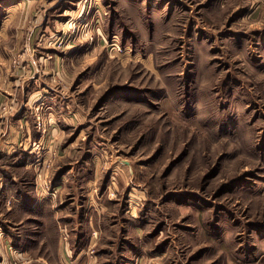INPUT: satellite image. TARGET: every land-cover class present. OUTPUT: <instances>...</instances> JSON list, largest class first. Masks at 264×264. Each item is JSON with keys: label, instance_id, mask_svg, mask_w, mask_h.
I'll list each match as a JSON object with an SVG mask.
<instances>
[{"label": "rangeland", "instance_id": "374dc122", "mask_svg": "<svg viewBox=\"0 0 264 264\" xmlns=\"http://www.w3.org/2000/svg\"><path fill=\"white\" fill-rule=\"evenodd\" d=\"M0 68L9 170L72 203L38 234L0 173V264H264V0H0Z\"/></svg>", "mask_w": 264, "mask_h": 264}, {"label": "crops", "instance_id": "0c3cea01", "mask_svg": "<svg viewBox=\"0 0 264 264\" xmlns=\"http://www.w3.org/2000/svg\"><path fill=\"white\" fill-rule=\"evenodd\" d=\"M31 41V39H29V42ZM36 59V58H35ZM33 62H36V60ZM0 71H1V76L6 77L8 78V74L5 75V71L6 73L9 72L8 69H4V68H0ZM37 73V78H26L24 80V82L28 83V81H30L31 79H34L35 81L34 82H40L42 83L43 80H42V77L43 75H41L39 73V71H36ZM37 84V83H35ZM42 85L46 86L45 84L42 83ZM7 86V88H12L13 90L15 89V86L13 84H10V82L7 83H4V80L1 84V87L5 88ZM25 83H23L22 85V89L24 90V92H22V94L26 97V92L27 90H25ZM41 86L39 85L38 88H40ZM48 88L49 86L47 87H43L42 89H38L40 91L38 92H42L44 93V95H46V97H44L43 100H46L48 101V98L50 97V95L47 94V91H48ZM18 92V91H17ZM21 93L20 91L18 92V94ZM46 98V99H45ZM30 108V107H29ZM29 108L26 107V110H30ZM23 110V109H22ZM53 111V110H52ZM24 111H21L19 116H16L17 118L11 123L10 122H7L6 124L9 126H19L20 127H23V126H29L30 124L33 126V123H30L32 118H29V119H25L23 116L25 115L24 113H22ZM22 113V114H21ZM50 121L52 122V124H55L57 122L56 118H55V114H54V111L51 112L50 114ZM25 122V124H23ZM30 123V124H29ZM14 129H17V128H14ZM53 131H55V133L58 131L56 130L57 127L55 125H53ZM31 131V138H32V141L34 140H37L39 138V135H38V132H34V130L31 128L30 129ZM17 137H15L14 139H16V141H10L11 143H8L5 144L4 146V149H1L3 144L2 142H0V173L3 174V183L1 185V189L5 191L4 195L6 196L5 199L8 198V192L12 189V187H14L16 189L17 192H15V197H16V206L13 210V213L15 214H12L14 215V218L17 216V215H25V214H28L30 215L31 217V223L33 225H35V223L37 224H40L39 226L41 227L40 230L37 232L38 234L39 233H43L45 230L47 229H57L60 230L61 228V217H59L60 213H66V211H68L70 209V206L72 203L69 204L68 207H63L62 210H57L56 209V205L61 202V194H64V191L62 193V186L60 185L61 183H59L58 179V183H53L54 186L57 187V189H61V193H59V198H51L49 197V195H46V194H43V193H39L37 194V190H36V187L34 184H29V185H32V189L27 191V192H24L23 191V188H25L24 186V183L23 181H21L22 177L24 176V173H21L22 176H19L18 173H20L19 171H11L9 170V168H11L8 164V155L11 157L12 155H15V157L19 160V163H18V166L21 165V166H24V167H27V166H36L37 163L40 164L39 162V158L41 156V153L40 150H35L33 147H31V142L30 143H26L25 145L24 144H21L20 141L23 140V138H25V133H22L20 131V129H18V132H17ZM20 139V141H19ZM18 145V147H17ZM20 147H23L24 149L26 150H23L21 149ZM12 148V151L10 150ZM5 149H7V152L5 151ZM13 149H15L16 151L14 152ZM22 151L20 153H18L17 155L15 154L16 152L18 151ZM6 159V160H5ZM15 163V162H13ZM35 164V165H34ZM17 172V173H15ZM2 179V178H0ZM27 182H25L26 184ZM39 192V191H38ZM2 197V196H0ZM86 198L85 197H82L81 198V201H79L78 203L82 204L84 203V201ZM60 200V201H59ZM59 201V202H58ZM58 202V203H57ZM6 200H5V204H6ZM15 204V203H14ZM79 204V205H80ZM88 202H86V205L84 204V206H82L81 208H83L81 210V214H80V217H79V226H83L87 224V220L89 219V216H88ZM47 212V214H45V212ZM45 215V217H44ZM17 218V217H16ZM84 223V224H83ZM8 232V231H7ZM9 233V232H8Z\"/></svg>", "mask_w": 264, "mask_h": 264}]
</instances>
